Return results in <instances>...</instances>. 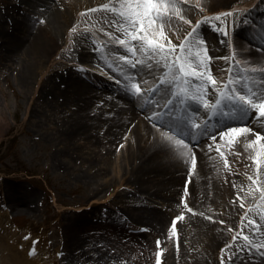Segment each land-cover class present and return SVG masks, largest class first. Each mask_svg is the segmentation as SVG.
Returning <instances> with one entry per match:
<instances>
[{"label":"rangeland","instance_id":"374dc122","mask_svg":"<svg viewBox=\"0 0 264 264\" xmlns=\"http://www.w3.org/2000/svg\"><path fill=\"white\" fill-rule=\"evenodd\" d=\"M45 1L46 0H0V18L3 17V19H5L3 25L5 23V25L7 24L10 26L11 22L13 21L15 22V26L17 23L21 26V28L24 26L20 34L28 32L31 30L29 27L34 24V20L26 17L22 13L21 15H16V13H18V10L19 13L21 12L19 8L37 10V7H43L42 3H45ZM238 1L240 0H206L208 5H214V10L212 11L208 6L204 8L202 6L203 3L199 1H191L189 4L181 3L178 9L179 16H183L185 19L180 20L179 16L176 15L177 9H171L172 21L169 23L171 26H165L167 29H169L168 36L171 38L173 43L177 44V39L174 40L173 36L170 35V32L174 29L177 23L184 24L188 23V20H191L193 25L194 22L198 20V18L202 19L204 17L210 16L219 19L220 16L217 14L230 11L234 8L241 9ZM106 3L115 5V0H52L51 8L54 10L52 12L53 17H51V15L49 19L42 18L37 20L32 26L34 28L31 31H42V26H46L48 35H51L50 38L53 37V39L56 41V47L58 48L55 50V52H58L60 55L63 53V55H66L65 57H73L76 61H78L76 63L75 61L67 60L66 62L69 65L80 64L87 67V70L85 69L83 73L82 71H78L73 68L68 69L65 75L64 71H62V77L65 81L67 79L70 80L71 77H78L77 81H80L76 86L77 89L80 87V84L85 85L86 83V81L82 78V75L86 73V71L95 69L93 68V64L86 62L89 61V58L93 59L94 57L103 55V57L107 59V62L112 59V57H110L108 54L102 53L101 50H97V48L93 47V43L89 42L93 39V34L90 31L83 29L85 28L93 30L94 28V30L99 33L109 32L108 28L110 23L106 24L105 21H114L110 18L115 17V15L112 16L110 11L106 12L104 10L93 13L85 12V9H92ZM14 9H16L15 14ZM259 11H257L255 14L256 19L249 21L248 24L250 23L254 25L258 23L261 18H263L260 17L261 14ZM115 19H118V17H115ZM242 19H247L246 15L239 14V16L235 17L232 25H229V22L223 24V27L227 30L226 36L222 34L219 31V27H217L220 26L221 23L210 28L199 26L201 27V30L199 29V31H201L199 35L204 37L206 34L205 38L210 39L212 45L216 48L215 50L209 48L210 54L216 57L215 61L224 59L226 57L228 64L231 63L233 57L229 54V44L232 37L237 38L243 45L249 46L250 48H256L253 50V52L260 53L264 56V48L259 45L261 44L264 47V36L262 39L255 35V37H257L256 42L258 44H253L250 39L244 40L246 37V30H248L249 27L246 25V22L242 21ZM46 20L47 24L45 22ZM207 26L211 25L207 24ZM73 28H75V31H71ZM211 34H214L218 37H209ZM156 35L158 36L159 32H157ZM94 37L96 38L95 35ZM1 39L2 38L0 37V45H2ZM217 39L219 40L216 42ZM68 44L72 46V49L69 52L66 50V46ZM110 46L112 50L118 51L120 54H127L124 52V47L120 46L119 44L112 43ZM246 50L249 49H244V51ZM112 53L110 54L113 55ZM248 53V56L251 57L252 55H250V52ZM1 55L2 52H0V56ZM246 55L247 54L245 53L244 55L240 54L236 57V59L240 62V64L236 67L239 69V71L242 67L241 64L247 59ZM243 56H245V59H243ZM86 57H88V59H85ZM1 59L2 58H0V181L3 183L9 182L7 180V178H9L12 184L21 185L23 189L34 192L36 197L31 203L34 207L37 206V210L35 213H30L25 216L15 215V213L11 212V210H8L6 206L4 207L6 202H1V199L4 197L2 195L4 194H0V204L1 207H3V211H7L8 213L7 216L4 215L5 219H12L13 221L12 226H9V228L16 231L18 230V235L25 234V238L29 239L27 244L29 241L36 242L35 251H33L31 248L28 249V253L34 252V254L30 253L28 257L30 256V258L34 261L36 259L39 261V264H67V258L73 259V254H75L77 257H80L78 259V263L92 264L87 258L88 256L85 254L95 255L96 250L89 252V246L75 251H72V249L69 247L65 249V247L60 245L61 238L59 235L61 233V228L58 232L55 230L53 235L51 233V228L60 224L59 220L64 215H67V213H63L64 207H71L74 209L79 208V205H83L88 207L86 211H82L85 212V214L82 216V229L88 231V229H84L87 223H91L93 225V229L89 230V232L93 231V233L89 236L93 238V242L88 241L87 244H93L95 245V249L98 251H108L109 254L115 257L113 259L110 258L108 261L107 259L110 256L105 257L104 261H107L105 264H138L137 258L142 252L139 251V249H135V247L132 245V242L127 241L131 239V241H144L149 244V246H147L148 253L146 254L147 259L145 262L150 261L151 264H157V253L166 246V251L168 248L170 250L173 248V244H175V249H172L168 253L169 255L164 254L162 264H174V259L177 260L179 264H200L203 257L208 253L209 241L205 236H202L198 241L192 236V234L188 235V240H185V238H187L184 235L186 230L184 229V225L179 224L178 221L176 224V233L172 229L171 224L173 218L177 215H180L182 209L188 218L196 216L192 211L188 210L186 205L183 206L181 199H172V197H170L171 194L173 195L172 188L164 190L161 194L162 197H159V201L153 200L154 203H152V206L156 207L158 210L167 208V212L169 214L167 235L163 238H159L161 241L159 245L157 244L158 237L152 238L151 234L146 231L145 225L142 224L143 222H139V224L135 225V228H132L134 225H131L127 221L131 226L127 224L129 227L124 226V229H120L116 227V222L118 223V221L115 219V221H113L112 219H107V217H102L106 214L110 215L112 211H116L117 219L122 221L123 218H121V216L125 218L126 215L130 218V212H139L136 211V209L138 208L137 204H142L140 199L141 197L131 193V191L128 189L129 187L125 184H122L125 179L128 180L129 177L127 171L130 169L127 167V161L123 163V157L126 155V151H124L123 147L126 143V140L130 138L129 135L131 133V127L134 124H137L139 121H142V124H150L151 127L153 126V130L158 135H160L159 129L152 123L150 116L141 113L135 107L131 99H126L124 97L114 98L110 92L106 93L105 91L89 86L91 90L98 93H103L101 96L106 97V99L108 97L107 94L110 96V99L106 101V105L110 109L105 110L106 112L104 114H106L108 117H112L113 119L115 117L118 121L122 119L127 122L129 121L128 119L132 118V120L128 122L131 124H129L126 131L124 129V133L118 135L117 139H121H116L115 142L117 144H112L110 146L111 150L109 151L108 149L110 147L107 146L106 141L110 140V136L109 134H106L107 127H109L110 123L107 124L104 121H101L99 126L93 125V134L99 136L101 140L97 150L94 148L90 149L91 147H89V149L87 147H82L79 144L80 141H77L74 144L82 147L81 153L83 155L72 154L68 148V154L63 157L65 162H69L67 166L68 170L66 169L67 171L65 170V172L62 169L55 170L56 168H53L51 161V153L55 145L51 147L47 146V143L43 140L45 138L34 132V128L36 129V127H38L35 126V124L41 125L42 131L57 133L53 123L55 121L56 123H59L62 118V114L65 113V115H67L71 112V110L74 111L76 106H70V109L66 111H61L60 109H58V111H52L50 107H47V101L45 98L46 96H40L39 94V83L34 85L35 91L33 92L34 94H32V97L21 99L22 96L20 93L22 90L15 83L16 71H14L12 68V61L5 63L4 61H1ZM136 59H138V57H136ZM262 59H264V57H262ZM52 61H58L57 55L55 56L53 54L50 60L46 59L43 74L41 75L42 78H44L45 83L48 85L53 82L56 84L60 79L48 78L50 74H53V72L56 71H49L51 66L49 67L48 65H50ZM228 64L224 66L222 71L218 72V74H215L218 76V81H225L228 78ZM107 65L111 66V68L113 67L111 63H107ZM118 67L120 69V66ZM232 71L235 72L234 69H232ZM81 73L82 75L79 77ZM236 73L244 75V73L241 71ZM153 74L154 72H149L146 68L140 72L139 79L141 82V87L144 86L147 78H153ZM118 84L119 89L117 90L122 93L119 95L124 96L125 94V96H130L132 98L128 84L124 85V83L122 81L120 82L119 80ZM210 87L211 86H209V89ZM213 91L215 92L214 89ZM211 97H213V94L209 93L208 99ZM27 107H32V109H36V111H40L41 109L46 114L40 118L37 112H32L29 110V108L27 110ZM62 107L64 108L67 106ZM92 112L93 113H91L89 117V122L94 123L95 120H93V115L98 116V113L95 111ZM28 114H32V118L29 120V122H26L21 126L19 121H21V118H24ZM100 114L101 112H99V116ZM253 123L258 125L261 130L264 131V118L255 119L254 116H252L249 118L248 124L251 125ZM11 125L14 127L12 129H7V126ZM133 139L137 142L136 137ZM216 147L217 145H215L211 150H206L204 152L206 157L215 166H224L227 168V172L233 176H235L233 171L234 164L238 165L241 162L245 163L246 165L251 164L254 161L252 157H255L257 153L261 151V149H253L241 134L236 137L235 141L229 142L226 138V141L220 144L221 148H228L227 155L230 163L226 166L224 164L223 157L215 150ZM237 152L240 153V155H234V153ZM90 155H93V164H90L86 159V156L87 158H90ZM96 157L97 159H100V162H96ZM171 157H174V155ZM102 161L105 162L103 165L105 169L103 172H100L96 166L99 163L103 164ZM125 165L127 166L125 167ZM79 170H85L88 173L90 171L98 172V178L101 180L102 178L106 179L100 184V189L97 195H91L93 191V183L76 181L75 174ZM255 171L257 172V165H255ZM66 173L68 174L64 176ZM23 176L25 177L22 182H16L17 180L13 181L14 179H18L19 177ZM255 177L256 178H245L242 180L241 184H239L238 192L240 193V196L235 200L237 217L232 227H228V234L227 232L223 233L224 236L220 241V246L211 253L210 264H221V249L225 244L231 242L233 236L240 231L241 218L244 217L245 212H248L253 219H256L260 223L261 230L264 231V221L260 220V216L264 214L261 212V209H264V200H261V197L264 196V191H262V189H264V163H262L260 166L259 176L257 177L256 175ZM0 186L3 189V185L0 184ZM240 197L244 198V206H241ZM25 199L29 200V197H26ZM164 199H166L167 202L162 203L161 201H164ZM92 200L93 206H91ZM167 205H169V207ZM249 206L252 207L249 208ZM139 208L144 210L141 211L143 213L159 214V211L151 206L150 208L153 209H150L149 211H145L147 208L141 205H139ZM58 211H60V213H58ZM200 218L208 221V219L204 216H200ZM59 227L60 226H57V228ZM218 228L221 230V227ZM253 228H255V225L249 227V220L247 217H244V232L250 236H255L256 241H260L259 234L253 232ZM214 229L215 231H218L216 227H214ZM0 232L2 233V231ZM1 233L0 241L4 239ZM59 240L60 243L58 242ZM245 243L247 242L243 240L242 236L238 237L235 242L236 246L232 249V259L236 262L242 263L243 261L247 260V256L245 255L247 254V249L242 246ZM23 246L24 243H22L21 249L16 250V252L22 253L24 251ZM104 246H107V249H104ZM203 248L205 249L204 252ZM248 258L249 262L247 261V264H253V262H250L251 260L249 256ZM224 260L225 264H228L231 261L228 260L227 254H225ZM93 264L99 263L93 262ZM256 264H264V262L260 261Z\"/></svg>","mask_w":264,"mask_h":264},{"label":"bare ground","instance_id":"6f19581e","mask_svg":"<svg viewBox=\"0 0 264 264\" xmlns=\"http://www.w3.org/2000/svg\"><path fill=\"white\" fill-rule=\"evenodd\" d=\"M191 1L202 2V6L204 8L208 6L211 11L214 10V5H208L206 0H182V3L189 4ZM116 2L117 0H115V4ZM260 3L264 4V0H259L255 6L260 7ZM42 4L43 7H37V10H28L26 8L21 9L18 7L21 12L19 13L18 10V13H16V15H21L22 13L26 17L33 19L34 24L37 20H40L42 18L49 19V17L52 15V12L54 11L51 8L52 4ZM15 11L16 9H14V14ZM251 13L252 9L248 11V16L251 15ZM111 14L112 16L115 15L112 12ZM51 17H53V15ZM255 19L256 17H254L253 20ZM3 22H5V19L1 17L0 37L2 38V45H0V52H2V55L0 56V58H2L1 61H4L5 63L12 61V68L14 69V71H16L15 83L22 90V92L20 93V95L22 96L21 99L32 97V94H34L33 92L35 91L34 85L39 83V94L40 96H46L45 98L47 101V107H50L52 111H58V109H60L61 111H66L70 109V106H76V108H74V111L71 110V112L67 115L63 113L59 123H56V121L53 123L57 133L42 131V126L35 124V126L38 127H36V129L34 128V132L45 138L43 140L47 143V146L51 147L55 145L51 153L53 168H56L55 170L62 169L65 172L69 162H65L63 160V157L68 154V148L70 149L72 154L76 155L82 154V147H87L88 149L89 147H91L90 149L94 148L95 150H97L98 146L101 143V140L99 136L93 134L92 130L93 125L99 126L101 121H104L107 124L110 123L109 127H107L106 134H109L110 136V140L106 141L107 146L110 147L112 144H117L115 141L118 135L124 133V129L126 131L129 124H131L128 122L132 120V118L128 119L129 121L126 122L122 119L118 121L115 117L114 119L112 117H108L106 114H104L106 112L105 110L110 109L106 105V101L110 99V96L108 94V97L106 99V97L101 96L103 95V93L89 90L82 84H80V87L77 89L76 86L79 83V81H77L78 77H71L70 80L67 79L68 81H65L63 79L62 71H64L65 75L70 68L80 71L81 68L75 64L69 65L66 62L67 60H72L77 63L78 61H76L73 57H65L66 55H63V53L60 55L58 54V52H55V50L58 48L56 47V41L55 39H53V37L50 38L51 35H48V30L45 25L42 26V31H31L34 28L32 27L34 25L33 24L31 27H29L31 30L24 34H20L24 26L21 28L18 23L16 24V26H12L15 24V22L13 21L11 22L10 26L7 24L5 25V23L3 25ZM45 22L47 24V20ZM105 23H110L109 28H107L109 31L114 32L117 37L123 36V33L117 29L114 21L108 20V22L105 21ZM260 23L261 20H259L258 23L254 24V27H262ZM167 25L169 27L171 26V24ZM83 29L90 31L93 34V39L89 42L93 43V45H95V48L101 50L102 52L107 49L106 46L111 43V41L115 43V40L112 37L108 36L107 32L99 33L96 32L94 28L93 30L85 28ZM168 30L169 29H167L166 27L164 28V31L167 34ZM191 30L192 26L190 24L177 23L174 29L170 32V35L173 36L174 40L177 39V44H180L184 40V33H187ZM94 35L96 36V38L94 37ZM236 39H232L230 41L231 51L229 52V54L232 57L233 53L236 54V57L240 54H245L242 49L243 47L240 45V41ZM208 46H210L209 42ZM71 49L72 46L68 44L66 46L67 52L71 51ZM246 52H250V55L252 56L249 57V53H247V62L244 61V64L242 66L249 70L253 68L257 70V74L252 75L251 78H253L252 80L254 83L258 84V75L264 73V59H262L260 53H254L250 50ZM53 54L55 56L57 55L58 61H52L48 66H51L49 71H56L53 72V74H50L48 78L60 79L56 84L53 82L48 85L45 83V80L41 75L43 74L46 59L50 60ZM113 56L115 57V63H120L122 66L126 64L125 62L121 61L116 54H114ZM85 59H88V57H86ZM243 59H245V56H243ZM86 62L95 64L93 65V68H95V70H99L102 68L104 69V71H107V73L111 74L115 79L119 78L121 80L119 75L114 73L115 70L105 63L101 55L100 57H94L93 59L89 58V61ZM234 71L238 72L237 68H234ZM123 74H125L126 77L124 83L126 85H129L131 81L127 79V72ZM89 76L90 79L94 80L93 74H88V77ZM93 83L96 84L97 82L93 81ZM106 83L108 82L106 81ZM113 97L116 98L115 96ZM158 98H160V95L158 96ZM62 106L67 107L63 108ZM28 108L32 112H37L40 118H42V116L46 114L41 109L40 111H36V109H32V107H27V110ZM92 111L98 113V116L93 115V120H95L94 123L89 122L90 114L93 113ZM99 112H101L100 116ZM31 115L32 114H28L24 118H21V121H19L21 126L26 122H29V120L32 118ZM13 127V125L7 126V129H12ZM130 131V138L126 140V143L123 147L124 151H126V155H124L123 157V163L125 161L128 162V166L125 165V167L127 166L128 168H130L127 171L129 178L128 180L125 179L122 184L128 186L129 190L138 192V196H140L143 200H141L143 202L142 204H144V206H146L147 208H150L151 203H153L152 200L162 197V192L169 188H172L173 191V195L171 194L170 196L172 197V199L179 200L182 197H186L187 204L193 210H195L194 212H192L196 216L188 218L182 209L180 213H184V215L183 218L178 221V223L184 225V229L186 230V232H184V235L187 237L185 238V240H188V235L191 234L198 241L202 236H205L208 239L209 250L208 253L203 257L200 264H210L211 253L220 246V241L224 236L223 233L227 232L228 234V227H232L237 217L235 200L238 198L236 194L239 190V184H241L242 180H244L245 178L255 177L257 175V172L255 171V161L248 165L242 162L238 165L234 164L233 171L235 173V176L230 175L227 172V168H225L224 166L217 167L210 160H208L204 152L209 149V144H212L213 147L216 144L210 139L204 138V140L196 145L194 149L197 165L196 168L193 169L191 166L192 157L189 154V150L184 149V151H180L173 141L165 140L161 137V135H158L153 130V126L151 127L150 124H142V121H139L137 124H134L131 127ZM255 131L258 130L254 128V131L252 133L241 135L253 149L259 150L261 149L260 144L263 143V141L256 142L254 144L250 143V141H255L256 139ZM135 137L137 138V142L133 139ZM120 139L121 138H118L117 140ZM217 140H220L219 136H217ZM77 141H80L79 144L82 147L74 144ZM109 150H111V147L108 149V151ZM172 155H174V157H171ZM92 156L93 155H90V158H87L86 156V159L90 164H93ZM96 160V162H100V159H97V157ZM102 163L103 164L99 163L96 166L98 168V171L100 172H103L105 169V167L103 166L105 162L102 161ZM67 174L68 173L64 174V176ZM189 176H191V182L186 186V181L188 180ZM24 177L25 176L19 177L18 179H14L13 181L17 180L16 182H22L24 180ZM75 178L78 182L84 181L85 183H93V191L91 194L92 196L98 194L100 184L102 183V181L106 180L104 178H102V180L98 178V172L90 171L88 173L85 170L77 171V173L75 174ZM7 180L9 182L3 183L0 181V184L3 185V189L0 186V194H4L2 195L4 197L3 199H1V202H6L4 204V207L6 206L8 210H11V212H14L15 215L18 216H25L30 213H35V211L37 210V206L34 207L31 203L36 197L34 195L35 193L23 189L21 185L12 184L9 178H7ZM185 186L187 187V191H185ZM26 197H29V200H31L29 201L25 199ZM161 202H167V200L164 199V201ZM76 204L79 205L78 203ZM184 205L185 204L183 203V206ZM91 206H93V200ZM167 206L169 207V205ZM78 207L79 208H74L73 206L74 209H72L71 207H64L63 213H67V215H64L59 220L60 224L57 225L60 226L59 228H57V226L51 228V233L53 235L55 233V230H57L58 232L61 228V233L59 235V237L61 238V243L60 240L58 241L61 246L65 247V249L69 247L72 249V251L83 249L84 247L89 246V252H93V250H96L95 255L85 254L86 256H88L87 258L90 260V262L92 264L93 262L105 264L110 258L113 259L115 257L109 254L108 251H98L97 249H95V245L93 244H87L88 241L93 242V238L89 237L93 233V231L89 232V230L93 229V225L91 223L88 224L86 221L87 225L84 227V229H88V231L82 229V216L85 214V212L82 211H86L88 206L79 205ZM158 211L159 214H148L141 211L130 212L131 217L129 218L125 215V220V218L121 216V218H123L122 221L117 219L116 211H112L110 215L106 214L102 217H107V219L109 218L113 221H118V223L116 222V227L120 229H124L125 227H129L131 225H134L132 226V228H135V225L139 224V222H143L142 224L145 225L146 231L151 234L152 238H163L167 235L169 214L167 212V208L160 209ZM58 213H60V211H58ZM201 213H203V215H201ZM4 215L7 216L8 213L7 211H3V207H1L0 204V231H2V233H0L4 238L2 241H0V264H39V261H37L36 259L34 261L30 258V256L28 257L30 253L34 254V252L28 253V249L31 248L35 251L36 242L29 241V243L27 244L29 239L25 238V234L18 235V230L16 231L9 228V226H12L13 221L12 219H5ZM200 216H204L206 218L211 216L213 217V219L207 218L208 221H205L201 219ZM127 221L131 225H129ZM221 221H225V223H221ZM214 227H216L218 231H215ZM218 227H221L222 231ZM131 240L127 241L132 242V245L135 247V249H139V251L142 252L137 258L138 264H151L150 261L145 262V260L147 259L146 254L148 253L147 246H149V244L144 241ZM21 242L24 243V253L16 252V250L21 249ZM256 242H259V240H257ZM174 245L175 244H173L172 249H175ZM242 246L247 249L248 255L245 254L247 256V260L239 263L232 259L228 264H247V261L249 260L248 256L250 257V262H253V264H256L260 261L264 262V249L258 252L255 249L249 250L247 243ZM104 249H107V246H104ZM166 249L167 246L163 249L162 255L159 258L160 264L163 263L162 259L164 254L167 255L172 250H169L168 248V250L166 251ZM204 251L205 249L203 248V252ZM105 257H109L106 262L104 261ZM79 258L80 257H77L75 254H73V259L67 258V264H80L78 263ZM177 263L178 261L174 259V264Z\"/></svg>","mask_w":264,"mask_h":264},{"label":"snow or ice","instance_id":"6c2138e0","mask_svg":"<svg viewBox=\"0 0 264 264\" xmlns=\"http://www.w3.org/2000/svg\"><path fill=\"white\" fill-rule=\"evenodd\" d=\"M182 0H117L116 4H102L92 9H85L86 13L99 12L101 10L110 11L115 14L113 19L117 29L123 33L122 37H117L114 32L109 31L108 36L115 40V43L122 45L127 53H116L121 61L126 62L120 67L121 72H127V79L131 81L129 91L138 99H142L144 95H148V100L153 101L157 93H160V100L152 103L146 102L148 107L155 108L150 112V119L154 125L160 130L163 139L173 141L180 151L189 150L191 155V166L196 168L197 160L195 158V147L189 140V132H200L201 135L207 136L213 141L217 147L216 151L224 159V164L229 165L227 155L228 148H221L220 144L225 141H235L239 134L252 133L254 128L249 126V118H264V73L258 75L259 83H254L252 75L257 74L255 68L249 70L241 67L240 71L244 75L233 72L240 62L233 53V58L228 68V80H220L212 74V61L216 59L210 54L208 41L205 37L198 35V26L204 22L199 20L193 26L192 30L184 37L183 42L179 45L172 42L171 38L164 31L167 24L172 21L171 9H177L176 15L179 16V6ZM218 16L226 15V13L217 14ZM180 20H184L183 16H179ZM192 24L191 20H188ZM219 27V26H217ZM75 31V28L71 29ZM224 35H227L226 28L222 29ZM159 32L157 36L156 33ZM177 49L179 52L177 53ZM140 56V59H136ZM227 60V58H224ZM247 62V61H246ZM149 72H161L162 75L151 90L146 93L141 87L139 74L144 69ZM209 86L215 90L216 98L213 102L208 99ZM179 98L182 103L191 100L198 105H202L207 112L204 116L200 115L199 108L193 109L192 114L177 120L170 111L175 99ZM160 101H164L161 105ZM221 117L230 120L231 124L221 123L219 119L216 123L218 129L212 132L208 131L210 120L206 117ZM217 136L220 140H217ZM256 143L264 141V131H255ZM230 146V145H229ZM212 149V144L208 145ZM261 151L252 159L257 165V177L260 173V165L264 163V143L260 144ZM240 155V153H234ZM256 178V177H250ZM191 182V176L186 181V186ZM185 186V191L187 187ZM235 186V185H234ZM264 191V189H262ZM237 197L240 193L237 192ZM235 200V198H234ZM241 206H244V198L240 197ZM264 200V196L261 197ZM189 211L193 210L187 204V198H181ZM252 206H249L251 208ZM264 213V209H261ZM184 213L173 218L171 227L175 231L176 223L183 218ZM203 215V213H201ZM244 217L249 220V227L255 225L253 232L258 233L260 241L256 242L255 236H250L243 230ZM241 218V228L237 235H234L232 241L225 244L221 249V264H225L224 256L227 254L228 260L232 259V249L236 246L235 242L238 237L242 236L247 242L249 250L255 249L261 251L264 249V231L261 230L260 223L253 219L248 212H245ZM208 219H213L209 216ZM260 220L264 221V214L260 216ZM225 223V221H221ZM161 241L157 239L159 245ZM178 246V244H177ZM34 251V249H33ZM163 249L157 253V264H160L159 256Z\"/></svg>","mask_w":264,"mask_h":264}]
</instances>
